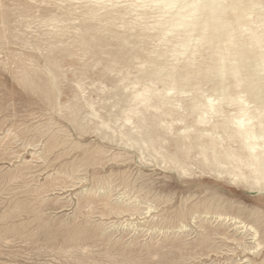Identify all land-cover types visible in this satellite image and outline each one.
Wrapping results in <instances>:
<instances>
[{
    "label": "rangeland",
    "instance_id": "obj_1",
    "mask_svg": "<svg viewBox=\"0 0 264 264\" xmlns=\"http://www.w3.org/2000/svg\"><path fill=\"white\" fill-rule=\"evenodd\" d=\"M124 5L93 14L88 0H0V264H264V222L256 251L232 219L252 223L264 191L232 183L199 157L186 174L164 163L175 134L161 154H142L101 127L116 129L127 106L118 80L130 83L148 52L170 47L143 30L154 14L121 16ZM128 53L140 59L108 71Z\"/></svg>",
    "mask_w": 264,
    "mask_h": 264
},
{
    "label": "bare ground",
    "instance_id": "obj_2",
    "mask_svg": "<svg viewBox=\"0 0 264 264\" xmlns=\"http://www.w3.org/2000/svg\"><path fill=\"white\" fill-rule=\"evenodd\" d=\"M88 1L94 4L93 14L106 3H119ZM124 1L119 14L135 15L138 21L154 14L153 24L145 22L143 30L153 31L148 38L170 47L148 52L130 83L125 84L127 76L118 80L129 91L127 106L121 118L114 120L116 129L105 120L101 127L118 136L123 146H138L142 154L150 148L161 154L158 148H163L165 135L175 134L176 151L162 155L164 163L170 161L186 174L188 161L199 157L210 171L226 173L232 183L264 191V0ZM92 38L94 46H99L100 41ZM117 40L129 43L126 37ZM81 41L94 47L84 37ZM198 55L203 61L195 65ZM164 57L183 63L170 68L161 60ZM134 59H140L139 55L115 56L108 71L121 73L116 66H129ZM213 78L214 86L204 90L202 86ZM230 78L233 83L228 82ZM147 114L153 117L151 123ZM249 216L252 223L232 219L251 235L257 251L263 247L259 228L264 211H250Z\"/></svg>",
    "mask_w": 264,
    "mask_h": 264
}]
</instances>
